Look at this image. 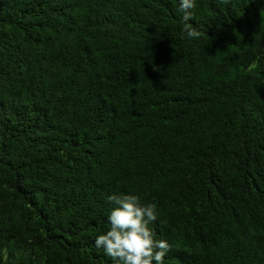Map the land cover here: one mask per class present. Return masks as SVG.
<instances>
[{"label": "trees", "instance_id": "obj_1", "mask_svg": "<svg viewBox=\"0 0 264 264\" xmlns=\"http://www.w3.org/2000/svg\"><path fill=\"white\" fill-rule=\"evenodd\" d=\"M0 0V264H114L113 194L163 264H264V0Z\"/></svg>", "mask_w": 264, "mask_h": 264}, {"label": "clouds", "instance_id": "obj_2", "mask_svg": "<svg viewBox=\"0 0 264 264\" xmlns=\"http://www.w3.org/2000/svg\"><path fill=\"white\" fill-rule=\"evenodd\" d=\"M227 5L230 0H218ZM196 0H180L178 12L182 13V36L199 39L203 33L196 29L190 20L194 18L193 9ZM107 202L114 205L109 216V230L95 238L97 248H103L114 264H163L164 257L170 251L165 240L156 238L149 227L157 220L155 204H142L136 194H113Z\"/></svg>", "mask_w": 264, "mask_h": 264}]
</instances>
